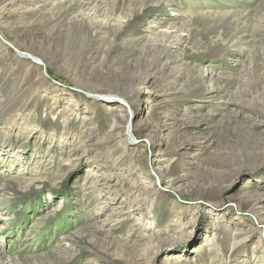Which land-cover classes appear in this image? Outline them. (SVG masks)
Returning a JSON list of instances; mask_svg holds the SVG:
<instances>
[{"label": "rangeland", "instance_id": "374dc122", "mask_svg": "<svg viewBox=\"0 0 264 264\" xmlns=\"http://www.w3.org/2000/svg\"><path fill=\"white\" fill-rule=\"evenodd\" d=\"M74 1L0 5V264H264V0L123 1L105 46L141 59L114 71L136 102L18 34ZM172 24L179 42L156 52ZM229 134L259 144L246 168L215 157Z\"/></svg>", "mask_w": 264, "mask_h": 264}, {"label": "bare ground", "instance_id": "6f19581e", "mask_svg": "<svg viewBox=\"0 0 264 264\" xmlns=\"http://www.w3.org/2000/svg\"><path fill=\"white\" fill-rule=\"evenodd\" d=\"M9 1L17 0H0V5L3 6L4 2ZM115 1H117V3H115V11L104 10L102 12H97V10L92 7L90 2L86 0H75L69 7H61L60 9L49 13L42 25H37L26 29L21 28L25 33L19 32L18 34L24 37H28L29 42H27L29 44L27 42L26 43L29 46H32V44L34 43L39 48H41L43 45L50 43V46L58 53L53 55V58L62 59L63 56L67 58L68 61H70L75 69L79 72L81 78L88 85L92 87L96 86L98 88L104 87V85L106 84L110 85L111 87H113V89L121 92L123 98H129L132 101H135L138 94L134 93L132 87L133 83H135L136 77H131L127 80L125 76H123L124 73H121L119 71V74H115L114 71H116V67L118 64H124L128 70L137 69L141 64V59L129 58L128 55H116L111 49L105 46L107 38L112 30L113 23L115 22V13L121 11L118 8H121V6L123 5V1L125 0H113V2ZM31 11L32 10H30V12ZM175 15L178 16L179 14L176 13ZM99 16H104L103 20H100ZM235 21L236 20H234V22ZM246 21H249L247 17H242L240 21H237L236 25L238 26V28L234 25L235 32L232 31L233 33L230 34L231 32L229 31V29L224 28V30L221 31V35L228 36L229 43L239 44L240 42H242V37L245 35L242 34L243 32L241 33V31H239V25L241 22V24L245 25ZM17 24L19 23L17 22ZM17 24L13 25H15L14 27L19 30ZM249 26H252V24H250ZM180 31L181 27H179L177 24L168 26L167 30L164 31L163 35L161 36L159 42L154 44V50H156V52H160L165 46V42H168L167 44L170 48L174 47V45L179 42V40H176V38L177 34H180ZM173 39L174 41H172ZM9 45L15 48V50L18 52V55L16 56L20 59L21 62L27 61V58H30V62H32L33 64L37 63L38 65H41L43 63L40 58L34 57L20 48L17 49L10 43ZM221 46L219 48L220 51L221 49H223V47ZM121 70L125 71L123 68H121ZM253 73L255 72L253 71ZM109 76H112L111 79H108ZM251 84L250 80L248 79L241 82L236 92H240L241 90L244 92H251L249 91ZM263 85L264 83H262V87ZM253 86L254 96L256 97V99L262 98V102L264 103V87L258 88L255 84H253ZM210 88L211 90H216L215 88H213V86H211ZM122 119H125L124 116H115L113 118V122L119 123L120 121H122ZM126 120L128 121L127 118ZM232 139L233 138L231 137V134H229L227 148L229 149L230 153H220V151H218L215 157L217 156V158L219 159H224L228 158V156L231 155V158H234L238 161V169L246 168V166L249 165L250 160L254 156L253 151L256 150L255 148L260 149V146L257 142L251 144L246 140L233 141ZM226 163V166L225 164H223L222 166H214V172L227 175V172L231 170V166H229L230 163L228 161ZM158 181L160 183L159 179ZM212 182L214 185H218V181H213V179H211L210 183ZM255 200L263 202L264 194L262 195V197H256ZM250 207L251 206L249 205V208Z\"/></svg>", "mask_w": 264, "mask_h": 264}, {"label": "water", "instance_id": "95a60500", "mask_svg": "<svg viewBox=\"0 0 264 264\" xmlns=\"http://www.w3.org/2000/svg\"><path fill=\"white\" fill-rule=\"evenodd\" d=\"M9 46V45H8ZM12 47V46H11Z\"/></svg>", "mask_w": 264, "mask_h": 264}]
</instances>
